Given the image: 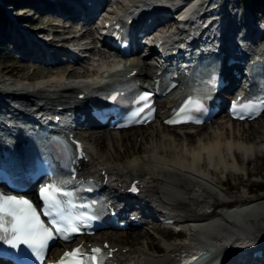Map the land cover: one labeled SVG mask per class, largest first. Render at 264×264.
Instances as JSON below:
<instances>
[{
	"label": "bare ground",
	"instance_id": "bare-ground-1",
	"mask_svg": "<svg viewBox=\"0 0 264 264\" xmlns=\"http://www.w3.org/2000/svg\"><path fill=\"white\" fill-rule=\"evenodd\" d=\"M32 1V8L40 7L43 11L60 8L61 6L65 7V4L61 3L60 0L55 3L47 0ZM152 1L153 3L142 6L145 9V14L147 9L154 8L152 6H155L158 0ZM75 2L80 6V0H75ZM135 2L142 3L143 0H125L123 2L125 6H121L119 12H122L124 7L128 9ZM85 11L86 9H83V12ZM4 14L6 15L5 20L8 29H5V26H0V40L15 41L13 42L15 48L23 55L20 58L21 63L29 65L32 71L35 72L53 71V69L56 70L57 65L64 67V70H68V72L55 71L49 73L48 78L43 74H38L31 79L27 76H21L16 78L17 82L15 83L9 82L7 79H1L0 85L3 86V89L0 94V108L5 107L3 91L9 93L13 99L17 98L15 94L22 96V101L27 105L36 103V105L39 104L48 110L71 105L78 95L94 90L96 87L93 84L108 73L113 72L117 67L116 62L112 60L106 64L96 65L92 69L82 67L84 71L79 75L77 74V76L74 72L77 70L75 66L67 68L62 66L61 61H53L51 66L42 67L30 59L35 53L42 55L41 47L31 41L29 43L31 49H29L27 47L28 41L20 31V27L22 28L20 20L16 21L6 13ZM194 15V7L190 5V11H186L183 16H190L191 18ZM46 16L49 17L46 18L47 20L45 19ZM111 17L115 18L116 16L109 15L107 18ZM247 18L250 17L247 16ZM38 21H44L47 26L61 22L59 25L63 28L62 32L66 33L74 32L77 25L72 23L67 27H65L66 25L62 26L63 20L55 13L49 12H42L38 16ZM156 21H159V18H156ZM171 23H173L172 17L165 18L164 24ZM88 29V26L82 28V34L90 36ZM26 35L30 37V34L27 33ZM162 38L163 36L160 39ZM32 48L37 50L33 52ZM258 53L259 55L264 54V46L259 49ZM83 60H85V57L77 60L76 63L84 62ZM126 62L129 64L123 66L122 75L138 69L137 77L139 79L145 80L158 77L156 71L150 72L151 68L146 65V62H144L145 70L139 68L138 62L133 57ZM70 69L74 70L70 71ZM0 72L6 78L12 75V70L7 68H0ZM228 79L231 86L235 84L230 74H228ZM12 87L20 88L21 91L12 94L13 91L10 90ZM176 97L177 94L172 93L159 103L158 115L155 121L158 127H155L152 123L147 127L123 131L102 129V131L92 130L88 134H78L83 141L84 151L88 158V162H81L79 174L100 177L101 180L106 175L111 185L105 186L104 189L109 191L110 194L122 196L121 191L128 188L132 181L138 180L141 186V194L137 201L141 204H147L146 208H150V211L160 209L168 213L182 208L178 206L183 204L180 202L181 200H184V203L188 201L189 195L187 197L183 196V194L187 195L186 193L191 195L189 198L192 202L191 207L200 209L197 210V215L191 217L190 220L178 215L173 216L178 220L177 226L185 229L182 234H177V236H183V238L175 241L176 243L162 244L165 241L162 243L160 241L161 244H159L152 242L149 235L143 231L146 230L145 226L149 224L151 213L144 212L141 213V229L139 228L137 232H122L113 235L108 232L97 234L92 238V241L100 246L103 242H107L109 247L114 250L113 259L109 260L107 264H182V261H186L181 257L190 249H200L204 253L208 251L227 253L226 264H237L238 259H246L247 257L244 248L264 243V195L247 199L241 198L242 200L234 202L235 204L240 203L239 206H228L227 210H219V212H213L210 215L201 212L203 203H205L202 194L210 196L216 193L217 189L220 191V188H224L225 184L223 182L212 180L215 175L225 173V176H231L242 172H244V175H251L252 173L246 170L247 166L254 160L264 156V113L257 121L249 124L232 122L223 118L221 121L225 124L219 123L213 131L212 125L216 122L218 124L219 120L213 121L210 126L192 128L195 132L210 129L211 131H206L198 139L196 147H190V150H187L186 148L191 146L192 133L189 130L191 128H170L164 126L161 122L168 107L175 102ZM3 118L7 117L3 116ZM159 127L161 129H157ZM143 129L152 131L146 136L139 134L136 137L135 133L128 134ZM119 142H122V145H118ZM147 143L149 145L144 147ZM179 150L180 157H175V153ZM206 165H209V169ZM174 176H183L185 179L180 180L179 178L177 180ZM211 181H214V184ZM184 185H187V187ZM195 188H198V190H193ZM224 190V192H227L229 188L226 187ZM221 196L223 198V195ZM231 203L226 202L225 205H231ZM213 204L210 202L206 207H211ZM133 211L136 210L131 209L128 212ZM157 226V224L152 223L151 228H160ZM161 229L171 230L169 227H161ZM142 239L145 241L144 244L141 242ZM79 242L77 241L75 244ZM55 250L53 249L51 254Z\"/></svg>",
	"mask_w": 264,
	"mask_h": 264
},
{
	"label": "rangeland",
	"instance_id": "rangeland-1",
	"mask_svg": "<svg viewBox=\"0 0 264 264\" xmlns=\"http://www.w3.org/2000/svg\"><path fill=\"white\" fill-rule=\"evenodd\" d=\"M125 1V0H122ZM122 5L119 4L116 6V9L118 10ZM247 7L249 8L250 6L247 5ZM250 9V8H249ZM36 9H30L27 10L25 12H19L18 14L16 13V16L21 17L22 21H26V22H30V24L32 25L31 28H41L43 32H47L49 31V27L46 25V23L44 21H35V19H37L38 14H36ZM250 16L249 15V10H243V12L240 13V18L238 19L239 21L242 20V16ZM48 19L49 17L46 16L45 19ZM46 19V20H47ZM34 23H36L35 25H33ZM81 27L80 24L76 25V29L78 30ZM55 30V28L53 29ZM57 30V29H56ZM29 32V31H28ZM109 54L105 51V50H100L97 48H94V50L92 52L89 53V58L83 60L84 62H80L79 64H77L75 67L77 68V70H75L74 72L79 75V73H81L82 71H84V67L92 69L93 67H96V65H100V64H106L109 61H112V58H109ZM109 58V59H108ZM87 63V64H86ZM86 64V65H85ZM62 66H66L67 68H70V65L67 64H63ZM83 67V68H82ZM0 68H7L12 70V75L7 76V78L5 77V75H3L0 72V80H9V82L14 81L17 82L16 78L17 77H21V76H27L30 79L34 78V76L36 75H40L43 74L48 78L49 73H53L55 71H66L68 72V70H64V67H61L59 65H57L56 70L53 69L52 70H48L47 72L45 71H41V72H35L32 71L31 67L25 63H21L20 60H18L17 58L11 56V54L9 53V49H7V46H5V44L1 43L0 45ZM61 68V69H59ZM72 69H70L71 71ZM74 70V69H73ZM72 70V71H73ZM47 73V74H46ZM2 75V76H1ZM13 77V78H12ZM87 79V78H86ZM79 81H84V80H79ZM218 124L217 122L214 123L212 125V131L216 129V127L219 125V123L225 124V122L221 121L223 120V117H221L220 119H218ZM157 123V122H156ZM154 123L155 127H158V125ZM257 123V122H256ZM155 129V128H154ZM157 129H161V127L157 128ZM192 133V137H191V146H188L186 149L190 150V147H196L197 146V141L199 138H201L206 131H211L210 130H199L198 132H195L194 129H189ZM100 131V130H99ZM102 131V130H101ZM152 131V130H151ZM150 130L145 131V129L141 130V131H132L128 134L132 135L135 133V136L142 134L144 136L148 135L150 132ZM183 131V130H182ZM204 131V132H203ZM138 132V133H137ZM136 136V137H137ZM139 140V138H138ZM118 145H122V142H119ZM149 143L145 144L144 147L148 146ZM180 150L179 152L177 151L175 153V157H180ZM167 159V158H166ZM171 160V158H169ZM209 165H206V167L209 169L208 167ZM248 172H251V175H244V172L239 173L238 175H229V176H225V173H222L220 175H215V177L212 178V180L214 181H218V182H223L224 188H220L217 189V192L212 194V195H207V194H202L204 197V205L201 208V212L204 214L208 213L209 215L211 214V207L206 205H209L210 202L213 203L214 201H218V199L222 198L221 195H223L224 197H227L229 200H235V201H240L244 198H252V197H259V196H263L264 195V156L260 157L256 160H254V162H251L246 169ZM202 171V170H200ZM174 178L177 180L180 178L181 179H185V177L183 176H174ZM214 181H211L214 184ZM183 183V182H182ZM184 183H186V181H184ZM183 183V184H184ZM185 186V185H184ZM187 187V185L185 186ZM229 188V191L224 192L226 189ZM191 189V188H190ZM182 190V189H181ZM193 190H198V188H195ZM247 191H250L249 193H247ZM186 193V192H185ZM227 193V194H226ZM187 195H184V197H187V202L184 200H181L180 202L183 203L182 205H179L178 207H182V208H178L175 209V211H173V213L175 215L178 216H182V218L185 219H191V217L196 216L197 215V208L191 207L192 202H190L189 198L191 197L190 194L186 193ZM221 194V195H220ZM242 198V199H241ZM183 201V202H182ZM210 201V202H209ZM185 207V208H184ZM193 210V211H192ZM149 222L151 223V220H149ZM146 230L145 231L149 237L151 238L152 242L155 243H159L161 244H165V243H174L175 241H179L180 239L176 238V235L174 234V232L172 230H162L161 228H157V229H152L151 225L148 224V226H145ZM141 229V228H140ZM139 230H135L134 232H137ZM133 233V232H132ZM166 233H168L166 235ZM110 234H116V233H110ZM99 236V235H98ZM182 239V238H181ZM161 241V243H160ZM141 242L144 244V240L142 239ZM140 242V243H141ZM176 243V242H175Z\"/></svg>",
	"mask_w": 264,
	"mask_h": 264
},
{
	"label": "snow or ice",
	"instance_id": "snow-or-ice-1",
	"mask_svg": "<svg viewBox=\"0 0 264 264\" xmlns=\"http://www.w3.org/2000/svg\"><path fill=\"white\" fill-rule=\"evenodd\" d=\"M140 99L146 100L147 94ZM175 122L173 120L166 121L169 124ZM131 190L136 191L135 188ZM58 195L69 196L71 194L61 192L55 185H48L42 188L39 193V198L44 206L41 211L46 216L55 217L48 221L51 228L45 227L41 222L37 209L30 201L15 196L0 195V241L9 244L12 248L24 245L31 249L38 259H42L38 250L43 249L47 241L54 238L53 232L62 235L64 240L70 239L71 234L77 229L72 226V218L64 216ZM4 216L11 218L8 227H5ZM61 224L64 226H60ZM91 251L96 255L85 256L80 248L64 252L59 264H89L90 261L91 264H98L101 249L93 248Z\"/></svg>",
	"mask_w": 264,
	"mask_h": 264
},
{
	"label": "trees",
	"instance_id": "trees-1",
	"mask_svg": "<svg viewBox=\"0 0 264 264\" xmlns=\"http://www.w3.org/2000/svg\"><path fill=\"white\" fill-rule=\"evenodd\" d=\"M243 1L246 5H250L251 7H255L259 2H264V0H241ZM5 19L2 11L0 10V21Z\"/></svg>",
	"mask_w": 264,
	"mask_h": 264
}]
</instances>
